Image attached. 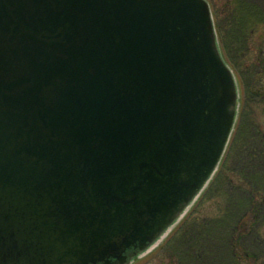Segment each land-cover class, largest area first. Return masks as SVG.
I'll return each instance as SVG.
<instances>
[{
	"label": "water",
	"instance_id": "1",
	"mask_svg": "<svg viewBox=\"0 0 264 264\" xmlns=\"http://www.w3.org/2000/svg\"><path fill=\"white\" fill-rule=\"evenodd\" d=\"M237 107L207 0H0V264L146 251L212 178Z\"/></svg>",
	"mask_w": 264,
	"mask_h": 264
},
{
	"label": "trees",
	"instance_id": "2",
	"mask_svg": "<svg viewBox=\"0 0 264 264\" xmlns=\"http://www.w3.org/2000/svg\"><path fill=\"white\" fill-rule=\"evenodd\" d=\"M214 17L226 59L240 76L243 87L249 86L250 90L247 91L253 97H264V39L261 38L262 41L256 43V39L253 41L252 38L250 47L255 26H248L251 24L248 16L243 14L237 5L230 11V15L225 16L226 27L222 25L223 17L220 14L216 13ZM227 27L228 31L225 30ZM246 105L243 106L236 134L230 140L220 166L192 209L181 220L176 234L163 248L166 249V255L171 260H177L178 264H188L194 255L201 262L194 264H215L214 260L218 257L225 258V264H233L236 260L242 262L248 255L256 262L251 253V248L256 242L253 239L246 241L245 238L251 234L249 229L255 234L254 229L260 220H264V152L253 146V142H256L254 139L260 136V131L257 129L259 132H256L257 126L253 117L246 119ZM251 112L254 114V108ZM244 143L245 147L242 149ZM230 149L235 156L242 158L235 165H231V160H228ZM238 153L243 154L239 156ZM245 160H250L251 166L240 163ZM250 170L258 178L249 177L247 173ZM223 193L224 197L227 194V203L224 208L219 209V213L226 215L221 218H201V211L212 194L221 196ZM226 230L231 233L228 234ZM232 233L235 236H232Z\"/></svg>",
	"mask_w": 264,
	"mask_h": 264
},
{
	"label": "rangeland",
	"instance_id": "3",
	"mask_svg": "<svg viewBox=\"0 0 264 264\" xmlns=\"http://www.w3.org/2000/svg\"><path fill=\"white\" fill-rule=\"evenodd\" d=\"M210 3V6L212 8V12L214 15L216 13L220 14L222 18V25L226 27L227 23L225 22V16L230 15V11L233 10L234 6H238L240 8V11L248 16V21H250L249 27L255 26L254 29V35L251 37V42H250V47H252L253 41L256 39V43L262 41L261 38L264 39V0H208ZM242 5V6H241ZM244 5V6H243ZM217 26V24H216ZM227 27L225 30L228 31ZM218 29V27H217ZM251 33V30L249 31ZM253 38V41H252ZM259 40V41H258ZM222 49L224 48L221 42ZM224 51V49H223ZM225 54V52H224ZM252 54V53H251ZM249 57V56H248ZM240 80V76H238ZM249 85V84H248ZM238 95L240 96V102L239 105L241 106V109L243 110L244 104L246 105V100L248 102V105H246V119L248 117H253V121L256 124L257 128L255 129L256 132L260 133V136L258 138L256 137L253 142V146H256L257 149L260 151L264 152V97L263 96H251L249 94L250 87L248 88L243 87L242 83L238 81ZM248 90V91H247ZM251 97V98H250ZM250 100H249V99ZM252 101L254 103H252ZM253 105V107H251ZM254 108V114H252L251 109ZM252 119V118H251ZM259 131H258V130ZM247 132V131H246ZM254 134V131H253ZM245 147V143L242 146ZM245 151V150H244ZM237 153V152H236ZM240 153V152H239ZM238 155H242L243 153ZM228 160H231V165H235L239 162V160H242L241 157L235 156L234 153H232V149L229 150L228 153ZM263 160V159H262ZM264 162V161H263ZM244 164L245 166L250 165L251 162L250 160H245L243 162H240ZM249 167V166H248ZM259 168V167H258ZM260 170L262 171V165L260 164ZM249 177H257V175H254V173L251 172V170L247 173ZM259 175V174H258ZM258 178V177H257ZM227 194L224 197V193L221 196H217L215 194H212L210 197L209 201L206 203V205L203 207L200 217L203 219L206 218H221L222 216H225L226 214L224 213H219L220 208H224L225 204L227 203ZM191 218V217H190ZM189 218V219H190ZM262 219V218H261ZM217 220V219H214ZM180 226V225H179ZM179 226L176 228L174 227L173 229L169 230V232L164 236L165 242H168L169 239L176 234V232L179 229ZM250 235H247L245 238L246 241L253 239L255 245L251 248V253L254 255V258L256 262H253V259L250 258V256H246L245 260H236L234 261L233 264H264V220H260L259 224L256 226L254 229V232H252L251 229ZM228 234L231 232L229 230H226ZM250 233V232H249ZM248 233V234H249ZM258 236H257V235ZM232 236L233 235L232 233ZM166 243H164L161 247H158L150 252H147L145 255H141L138 259L135 261L131 262L130 264H178L177 260H171L166 254V249L164 250L163 248L165 247ZM195 262H200V259L197 256H192V259L189 261L188 264H194ZM215 264H221L222 262L225 264L226 259L225 258H216L214 260ZM201 263V262H200ZM212 263V262H211Z\"/></svg>",
	"mask_w": 264,
	"mask_h": 264
},
{
	"label": "flooded vegetation",
	"instance_id": "4",
	"mask_svg": "<svg viewBox=\"0 0 264 264\" xmlns=\"http://www.w3.org/2000/svg\"><path fill=\"white\" fill-rule=\"evenodd\" d=\"M132 251L129 253V255H131Z\"/></svg>",
	"mask_w": 264,
	"mask_h": 264
}]
</instances>
